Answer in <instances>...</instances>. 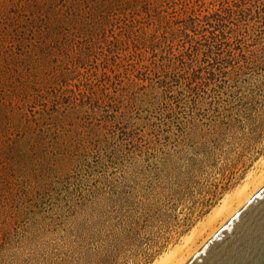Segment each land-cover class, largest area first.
Wrapping results in <instances>:
<instances>
[{"label": "rangeland", "instance_id": "374dc122", "mask_svg": "<svg viewBox=\"0 0 264 264\" xmlns=\"http://www.w3.org/2000/svg\"><path fill=\"white\" fill-rule=\"evenodd\" d=\"M263 162L264 0H0V264H154Z\"/></svg>", "mask_w": 264, "mask_h": 264}, {"label": "water", "instance_id": "95a60500", "mask_svg": "<svg viewBox=\"0 0 264 264\" xmlns=\"http://www.w3.org/2000/svg\"><path fill=\"white\" fill-rule=\"evenodd\" d=\"M187 264H264V187Z\"/></svg>", "mask_w": 264, "mask_h": 264}, {"label": "bare ground", "instance_id": "6f19581e", "mask_svg": "<svg viewBox=\"0 0 264 264\" xmlns=\"http://www.w3.org/2000/svg\"><path fill=\"white\" fill-rule=\"evenodd\" d=\"M247 181L234 194L223 200L221 206L213 212L206 223L201 224L200 229L186 237L182 245L176 247L170 254L161 257L154 264H187L264 187V165L260 175L249 176ZM217 225H219L218 228ZM204 235L207 238L205 242L194 249L196 241Z\"/></svg>", "mask_w": 264, "mask_h": 264}]
</instances>
